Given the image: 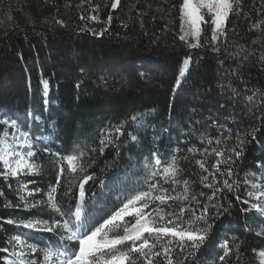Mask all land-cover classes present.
<instances>
[{
    "label": "trees",
    "instance_id": "1",
    "mask_svg": "<svg viewBox=\"0 0 264 264\" xmlns=\"http://www.w3.org/2000/svg\"><path fill=\"white\" fill-rule=\"evenodd\" d=\"M112 3L0 0V121L16 120L29 132L35 153L31 160L40 166L34 174L0 176V264L13 258L14 241L9 243L13 237L38 249L55 247L58 238L56 233L7 223L60 219L43 204L24 208L21 185H27L28 191L40 190L27 197L28 203L46 201L63 164L56 199L67 212L68 206L74 211L80 203L79 182L91 176L84 184V210L102 222L100 217L106 218L118 205L117 196L145 190V158L151 162V153L157 150L162 162L174 152L183 169L178 179L189 181V199L176 201L173 207L183 203L199 209L207 203L205 197L213 189L201 182L204 175L214 187H222L225 179L233 184L231 192L224 189L218 194L225 207L231 202L228 213L209 221L213 224L209 236L195 252L187 247L181 252L173 244L174 264H264L260 255L264 215L241 210L252 203L264 208V60L260 59L264 56V0H238L227 21L226 36L215 42L219 51L209 44V25H202V47H189L195 42L179 39L182 0H120L115 9ZM99 32L103 35L95 34ZM189 56L191 63L180 77L182 61ZM42 80L49 82L46 96ZM6 127L0 123V136ZM117 127L123 135L113 134L114 143L100 152L105 131L114 133ZM229 132L231 138L225 139ZM237 134L244 145L239 158L230 153L233 176L217 173L213 178L209 175L216 171L212 165L221 158L203 149L207 147L209 153L212 148L241 150ZM216 139L221 140L219 145ZM81 151L91 166L71 174L61 158ZM198 160L205 163L207 172L199 168ZM221 171H225L223 165ZM70 181L71 192L65 197ZM252 184L258 187L253 189ZM163 186L172 195L184 194L182 184L175 191L170 182ZM193 195L201 205L191 199ZM244 200L249 204L241 203ZM225 241L232 252L220 261ZM4 248L9 251L3 252ZM28 258L38 264L42 260L39 251ZM154 264L166 261L159 257Z\"/></svg>",
    "mask_w": 264,
    "mask_h": 264
},
{
    "label": "snow or ice",
    "instance_id": "2",
    "mask_svg": "<svg viewBox=\"0 0 264 264\" xmlns=\"http://www.w3.org/2000/svg\"><path fill=\"white\" fill-rule=\"evenodd\" d=\"M120 3V0H114L111 7L115 9ZM238 0H182L180 5V20L181 32L179 36L181 41L188 42L189 38H194L195 43L189 44V47H202L200 43L201 35L204 29L202 25H209L211 29V36L209 44L213 47L214 51H219L215 47V42L219 41L222 36H226L225 28L229 16L235 10L234 5ZM149 7H151L149 5ZM208 17L206 20L205 17ZM155 18V17H153ZM9 19L11 17L9 16ZM83 19V16H81ZM96 20V16L90 17ZM109 21L111 17L109 16ZM62 23V21H58ZM103 35V32L95 33ZM255 43V41L253 42ZM247 59V57H245ZM264 60V56L260 57ZM191 57H186L182 61V67L179 76L183 77L189 64ZM43 86V94L46 96L49 90V82L47 80L41 81ZM180 79H177V87L179 86ZM79 85H77L78 87ZM233 91H235L233 89ZM238 95V93H237ZM249 99H252L249 97ZM45 103L47 101L45 100ZM38 119V118H37ZM136 120V117L132 118ZM3 125L7 126L0 136V162H2L4 170L0 171V176L5 178L17 177L21 174H34L40 169V166L34 163L31 158L35 155L33 149V141L29 132L23 131L17 125L16 120L9 121L4 119L0 121ZM12 129L9 132L7 129ZM113 134L117 136L123 135L120 127L115 128L114 133L112 129L105 131L104 137L100 139V152L104 148L113 144ZM11 137V142L9 141ZM231 138V132L228 137ZM253 138L254 134H253ZM132 141H136V136H131ZM237 143L241 150L236 147L230 149L212 148L211 153L207 147L203 149L206 154H214L217 159L212 165L216 169L215 172L209 173L213 178L219 173L221 176H233L231 165L233 164V156L239 158L242 154L244 139L237 134ZM212 144V140L207 141ZM215 143L219 145L220 139H216ZM27 149V151H24ZM47 151V149H45ZM91 151H95L92 149ZM178 151V149L176 150ZM190 152L198 151L197 149H189ZM157 151L151 153V162L145 158V171L146 176L143 180V187L145 190L135 191L134 193H127L117 196L116 200L118 205H114L115 210L106 215V218L100 217L102 222L96 217L89 216L84 210V184L92 179L91 176L85 175L81 182L78 184V197L79 204L75 205L74 211H63L60 203L57 202L56 193L60 185L59 176L64 174L65 168L63 164L59 165V174L56 183L50 187L46 201H36L28 203L27 197L33 195V192L40 191L39 189L27 190V185H21L22 194L19 198L23 202V207L26 209L37 208L41 204L50 209L60 219H52L49 221L40 219H30L28 221H14L8 220L9 224L19 223L24 228L35 231H46L49 233L57 234V241L55 247L48 245L44 248L38 249L33 244H27L19 236L13 237L12 241L14 248L12 257L6 261V264H38L34 259H29L30 254H36L38 251L42 256L40 264H154L157 258L163 257L166 264H174L172 259L173 247L175 244L181 252L186 247L191 249L192 252L198 250L207 240L210 230L213 227L210 220H216L228 213L229 208L232 207L231 202L228 206L219 198V193L227 189L229 192L233 190V184L229 183L228 179L223 180L222 187H214L213 184L207 183L209 176L204 175L201 182L205 183L207 188L213 189L210 196H206L203 192L199 195L205 197L207 203L201 205V201L197 196H191V199L198 205L199 209L191 205H180L173 207L176 201H187L189 199V181L179 180L178 177L183 172L179 165V161L175 153L170 157H166L162 162L160 155ZM85 153L79 152L78 155L72 154L62 157L66 161L68 171L75 174L78 171L83 172L91 164L84 161ZM94 163V161H93ZM200 169L207 172L205 163L202 160L196 161ZM224 166L225 171H221V166ZM171 183L172 191L178 184L183 186V195H172L168 188L163 186L164 183ZM70 187L63 195L67 197L71 192ZM251 187L256 189L257 184H252ZM248 197H252L254 193L249 191ZM259 198V197H258ZM216 201L212 203V201ZM236 200H240L236 196ZM171 202V203H170ZM243 204H249L248 200L241 201ZM244 212L255 210L257 213L264 215V208L259 204L252 203L247 208L241 209ZM188 214L187 219H184L185 214ZM131 218L128 220L126 218ZM203 225V226H201ZM147 234V235H145ZM127 242H131L128 244ZM15 246L19 247V251L15 250ZM160 249L159 251L157 249ZM223 255L219 256L220 261H224L232 249L229 247L227 241L221 245ZM239 245H237V250ZM3 252L7 253L8 248H4ZM191 254V253H190ZM264 257V252L260 253Z\"/></svg>",
    "mask_w": 264,
    "mask_h": 264
},
{
    "label": "rangeland",
    "instance_id": "3",
    "mask_svg": "<svg viewBox=\"0 0 264 264\" xmlns=\"http://www.w3.org/2000/svg\"><path fill=\"white\" fill-rule=\"evenodd\" d=\"M205 19L207 20V16L205 17ZM180 32H181V26H180ZM183 33L181 32V35H182ZM194 41L195 42V39L194 38H189V41ZM24 151H27V149H24ZM19 251V250H18ZM263 259H264V257H263Z\"/></svg>",
    "mask_w": 264,
    "mask_h": 264
}]
</instances>
